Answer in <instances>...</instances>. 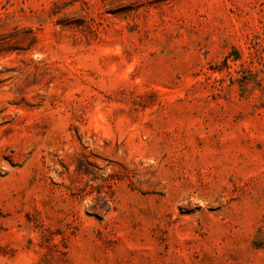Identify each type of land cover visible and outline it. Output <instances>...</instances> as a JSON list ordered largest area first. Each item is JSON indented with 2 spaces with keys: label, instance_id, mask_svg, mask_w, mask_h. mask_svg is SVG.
<instances>
[{
  "label": "rangeland",
  "instance_id": "1",
  "mask_svg": "<svg viewBox=\"0 0 264 264\" xmlns=\"http://www.w3.org/2000/svg\"><path fill=\"white\" fill-rule=\"evenodd\" d=\"M0 264H264V0H0Z\"/></svg>",
  "mask_w": 264,
  "mask_h": 264
}]
</instances>
